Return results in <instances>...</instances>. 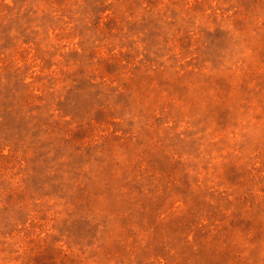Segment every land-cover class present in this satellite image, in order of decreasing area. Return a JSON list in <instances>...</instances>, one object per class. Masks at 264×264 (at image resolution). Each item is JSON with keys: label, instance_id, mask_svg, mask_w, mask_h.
<instances>
[{"label": "rangeland", "instance_id": "obj_1", "mask_svg": "<svg viewBox=\"0 0 264 264\" xmlns=\"http://www.w3.org/2000/svg\"><path fill=\"white\" fill-rule=\"evenodd\" d=\"M0 264H264V0H0Z\"/></svg>", "mask_w": 264, "mask_h": 264}]
</instances>
